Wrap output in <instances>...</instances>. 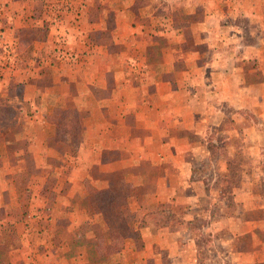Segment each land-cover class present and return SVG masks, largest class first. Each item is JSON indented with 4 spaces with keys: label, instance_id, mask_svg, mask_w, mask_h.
Listing matches in <instances>:
<instances>
[{
    "label": "crops",
    "instance_id": "obj_1",
    "mask_svg": "<svg viewBox=\"0 0 264 264\" xmlns=\"http://www.w3.org/2000/svg\"><path fill=\"white\" fill-rule=\"evenodd\" d=\"M27 2L1 0L0 10L23 16ZM47 2L49 6L30 8L38 12L35 24L24 18L13 39L2 38L12 45L11 60L25 57L33 44L39 48L31 55L40 62L27 61L26 71L7 68L0 78V102L12 109L10 117L0 118V264H103L107 262L96 258L106 261L119 255L118 262H135L137 252L136 262L143 263L156 251L164 252L168 264H195L199 234L209 236L211 245L226 248L222 260L264 264L257 259L264 246L259 190L247 195L238 189L231 198L238 210L221 206L219 215L209 213L214 200L209 196L208 208H202L195 194L183 195L199 184L191 176L198 156L211 154L193 144L206 135L207 128L201 126L214 128L224 122L222 115L207 116L203 110L264 106V34L255 35V47L246 49L250 46L243 43L241 30L227 23L230 12L213 0L40 4ZM234 8L264 33V0H238ZM163 12L166 22L161 23ZM49 14L57 17L53 26L60 30L57 59L63 67H73L64 70L73 76L64 78L57 64L49 66V55L55 57L54 49L47 48ZM49 79L57 83L51 92ZM207 134L213 135L209 130ZM217 164L225 170V163ZM134 168L157 172L154 200L130 192L123 208L128 228L121 251L103 256L93 247L94 253H87L86 242H98L102 232L90 190H113ZM144 202L163 205L173 218L160 226L130 224L128 213L139 210L140 220L147 215ZM179 206L180 215L175 210ZM43 207L51 218L38 223L34 212H44L39 210ZM247 214L253 215L252 222H247ZM198 217L207 219L201 231L188 225ZM51 243L62 252L53 251ZM186 251L193 257L187 259Z\"/></svg>",
    "mask_w": 264,
    "mask_h": 264
},
{
    "label": "rangeland",
    "instance_id": "obj_2",
    "mask_svg": "<svg viewBox=\"0 0 264 264\" xmlns=\"http://www.w3.org/2000/svg\"><path fill=\"white\" fill-rule=\"evenodd\" d=\"M197 3L203 2L205 0H196ZM208 1V0H207ZM223 1V2H220ZM42 0H28V11L24 12L22 16V12L18 11H12L10 9L7 10V12H3L0 10V54L2 57H0V78L1 74L7 69L12 68L13 66H17L22 70L26 71L27 66L24 64L27 61H32L34 64L40 62L38 59H35L31 52L35 51L39 48L38 46H34L31 44L28 52L26 53L25 57L18 56L17 59L11 60L10 56L12 53L10 52L12 48L11 44H8L4 42L5 40L2 39L8 36L9 39L12 38L13 33L18 28L17 25H20V22L22 19L26 18L30 23L33 25L35 24L34 19L39 20L38 12L33 11L30 8L32 6L42 7L43 6H49L48 2L41 5L40 3ZM176 2L186 3L189 2V0H176ZM213 2H219L221 4H224L225 10L230 12L229 18H224V20L227 21V23L230 26V29L232 28H239L241 30V36L242 41L245 45H248L250 47H246V49H252L255 47L253 44V40L256 36L263 35L264 33L260 32L259 28L255 26L254 24L249 23L247 21L248 19L239 13L237 9L234 7L237 5L238 0H213ZM0 0V5H2ZM6 7V5H4ZM165 12L166 9L162 8ZM43 10V9H42ZM46 10V9H45ZM161 10V9H160ZM224 10V11H225ZM10 11V12H9ZM225 11V13H226ZM14 12V16L10 18H6L9 16V14ZM41 12V11H40ZM51 12V11H50ZM161 12V11H160ZM164 12L160 15V21L161 23L166 22L164 19ZM46 16V11L42 12ZM52 13V12H51ZM171 13V12H170ZM160 14V13H159ZM42 15V14H41ZM40 15V18H41ZM42 20V19H41ZM54 20V21H52ZM57 20V17L53 18L49 14V28H46V32L49 31V44H47L48 50L54 49L55 57L52 55H49V66L58 65L56 69L61 68L60 70L70 69L73 67L68 66H62V62L57 59L58 54L62 50V44L61 41H57V32H60V30H57L58 28H55L53 24ZM165 20V21H163ZM223 20V21H224ZM2 21V24H1ZM225 21V22H226ZM42 22H44L42 20ZM168 22V21H167ZM8 23H11V26H16L14 31L11 30V26L8 27ZM14 24V25H13ZM54 27V28H52ZM57 27V26H56ZM35 29L34 27H32ZM43 28L45 26L43 25ZM39 29H37L38 31ZM40 31V30H39ZM13 32V33H12ZM233 32V31H231ZM41 34V32H38ZM37 34V33H35ZM47 34V33H46ZM256 35V36H255ZM255 36V37H254ZM14 38V37H13ZM12 38V39H13ZM56 38V40H55ZM15 42V41H11ZM40 46V45H39ZM9 57V59H8ZM28 57L26 60L24 58ZM11 60V61H9ZM63 60V59H62ZM67 64V61H65ZM34 66V65H33ZM39 66V64H38ZM36 67V66H35ZM64 68V69H62ZM16 69V67H15ZM61 71V72H63ZM53 72V69H49V75ZM55 72V71H54ZM63 74L64 78L68 76H73V73H70V71L65 72ZM56 78L61 79L62 75H55ZM52 77V76H51ZM53 78V77H52ZM55 78V79H56ZM52 85H50L49 91H53L54 85L57 86V83H52L53 79H49ZM56 81V80H54ZM55 88V87H54ZM57 89V88H56ZM51 95L49 96V99ZM0 105L3 106V104L0 102ZM12 109H5L3 107V110L0 109V116L4 118L6 115L11 114ZM2 112V113H1ZM218 114L223 116L224 122L218 123V126H215L214 128H210L211 126H201V128L206 130V135H204L202 138L197 139L193 142L196 146L200 144L201 147H205L206 149L211 151V154L208 156L199 155L197 161L193 164L194 169H191V176L192 180H197L198 185L193 188V193L190 191L185 192L183 195H191L195 194L198 197V200H201L202 208H208L206 203V196H209L210 199H214L211 201V207L209 208V213H215L219 215V210L221 206H224L230 208V211L236 212L237 204H233V201L231 198L235 197V192H237L238 189H244L246 194H250L253 191H260L261 198H262V213L260 215V227L264 230V132L261 133L262 137L259 136L261 131H264V122L261 124L259 120L264 119V106L260 105H251L250 108H239L237 106L235 107H226L223 106L220 108V111H213L210 108H206L203 110V114H207V116H211L212 114ZM261 115V116H259ZM240 117V121L243 119L244 121L235 122L234 119H237L236 117ZM263 116V117H262ZM243 129L245 131V134L243 135ZM208 130L213 133L207 134ZM223 131V132H222ZM215 134V135H214ZM193 141V140H192ZM220 162L223 166V163H225L226 168L224 171H220L218 169L217 162ZM136 166V165H135ZM161 174V172H159ZM158 173V174H159ZM163 173V172H162ZM168 174V172H167ZM157 176V172H149V171H142L139 170V168H134L132 172H128V174L125 175L124 179L121 180V184H118L115 186L113 191L118 190L121 192H132V194H137L138 196H143V199H146L147 201L151 200V202L155 198V194L157 193V188L153 186V182L155 181V178ZM253 180L256 181V183H253ZM126 181L131 182L132 188L129 187L126 183ZM243 183V184H242ZM245 184V185H244ZM244 185V186H243ZM201 191H204L203 193ZM178 194H180L178 192ZM222 201V202H219ZM143 203V211L147 213L146 216L142 217V220H140V211L137 210V214L135 212L128 213L127 221L131 224V222H135L139 225V222H143V224H152L154 226H159L160 224H166L170 219L173 218V214H167L165 212L166 209H164L163 205L157 206L156 203ZM167 205V204H166ZM253 206V205H252ZM129 208V206H127ZM183 207L179 206L176 207V214H181V210ZM39 210H43L44 212H48V208L43 207ZM128 210V209H126ZM207 211V209L205 210ZM36 215H39L38 211L35 210L34 212ZM34 217V216H33ZM30 215V218H33ZM252 214H247V222H252ZM206 220L205 218L198 217L197 219L190 222L191 227L198 228L200 231L201 228H205L206 226ZM197 242L199 251H197L194 255L197 257V262L195 264H233L232 260L230 261L228 258L225 260H222L223 254L225 255L226 248L217 247L215 245H211V239L209 236L205 234H199L197 235ZM264 238V237H263ZM264 241V240H263ZM55 243H51V246L53 248V251L59 252V254L62 252L63 248L59 245L58 248H55ZM204 245V246H202ZM247 245V244H246ZM210 246V248H209ZM216 249L215 251L213 250ZM202 247L203 249H201ZM262 248L259 251V257L258 262H264V246L262 245ZM59 249V250H57ZM65 249V247H64ZM139 251V250H137ZM209 251H213L210 252ZM217 251V253H216ZM69 253V252H68ZM72 251H70V254ZM138 254L135 255L138 257L140 256V252H137ZM172 254V253H171ZM185 255L187 256V259H189L191 256L193 257V254L186 251ZM136 257L133 258L135 262H118L120 260V255L112 257V259L104 261L103 258H96L98 261L107 262L103 264H141L142 262H136ZM165 254L163 251L155 252L153 254V258H150L149 260H146V262H143L144 264H168L167 260L164 259ZM86 262V261H85ZM87 262H90L87 260ZM142 263V264H143Z\"/></svg>",
    "mask_w": 264,
    "mask_h": 264
},
{
    "label": "trees",
    "instance_id": "obj_3",
    "mask_svg": "<svg viewBox=\"0 0 264 264\" xmlns=\"http://www.w3.org/2000/svg\"><path fill=\"white\" fill-rule=\"evenodd\" d=\"M3 107L9 109L0 105L1 110H3ZM11 114L4 116V118L10 117ZM66 114H68V112H61V115ZM0 118L2 117L0 116ZM71 125V123L68 124V126ZM121 183L120 181L118 182V184ZM129 194V192L113 191L109 189L101 191L90 190L91 199L95 201L100 212V227L102 228V232L99 235L98 242H86V246H89L87 253H94V250H92L93 247L103 256L115 255L121 251L123 243L122 234L128 228L125 218L123 217V208L125 207V199ZM50 218L51 212H41L36 221L38 223H45L49 221ZM134 238L137 239V235L134 234Z\"/></svg>",
    "mask_w": 264,
    "mask_h": 264
}]
</instances>
